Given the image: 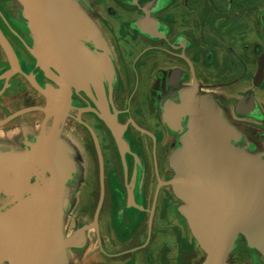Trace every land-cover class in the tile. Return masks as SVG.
<instances>
[{"label":"flooded vegetation","instance_id":"obj_1","mask_svg":"<svg viewBox=\"0 0 264 264\" xmlns=\"http://www.w3.org/2000/svg\"><path fill=\"white\" fill-rule=\"evenodd\" d=\"M17 1L0 0L19 63L0 79V123L33 110L0 126V184L15 177L9 194L25 202L56 176L70 188L60 204L65 264H206L189 216L201 188L171 182L207 113L217 153L264 162V0H69L85 15L64 18L69 67ZM13 68L0 45V76ZM20 205L0 210V264L14 263Z\"/></svg>","mask_w":264,"mask_h":264},{"label":"water","instance_id":"obj_2","mask_svg":"<svg viewBox=\"0 0 264 264\" xmlns=\"http://www.w3.org/2000/svg\"><path fill=\"white\" fill-rule=\"evenodd\" d=\"M37 1L40 0H35L34 4L41 7ZM41 8L33 11L45 23L37 34L43 38L46 47L69 67L74 63L75 49L66 32V15H62L59 7ZM0 45L14 67L0 76V79H5L17 70L19 63L1 29ZM32 52L38 55L34 50ZM35 85L50 99L63 103ZM30 110L33 109L18 114ZM44 110L55 112L51 108ZM18 114L1 122L0 126ZM216 124V119L209 113L202 117L193 145L179 158L183 176L171 183L174 186L201 188L189 197L193 234L202 247L210 251L206 264H227V257L241 232L247 236L249 246L258 248L264 255V162L238 152L217 153ZM52 156L51 152L43 153L46 159ZM36 157V161L50 171L42 155L37 154ZM56 177L57 180L31 200L25 202L19 198L21 213L11 227L12 238H9L13 264L66 263L60 231L64 181Z\"/></svg>","mask_w":264,"mask_h":264},{"label":"rangeland","instance_id":"obj_3","mask_svg":"<svg viewBox=\"0 0 264 264\" xmlns=\"http://www.w3.org/2000/svg\"><path fill=\"white\" fill-rule=\"evenodd\" d=\"M21 1V2H20ZM15 3V6H18L22 10V14L24 16H27L30 18V21L32 22L34 19V9H32L34 6L35 0H20ZM77 2V0H75ZM78 3V2H77ZM32 7V8H31ZM81 9L79 6H76L75 9L64 11L65 14H67L66 18L69 20V22H74L76 20H81V16H85L83 13H81ZM70 15L69 14H72ZM86 20H84L85 22ZM77 22V21H76ZM51 121H49L50 123ZM4 130L3 128L0 129V132ZM15 179V177H11L10 180L6 181L4 184H0V210L4 212L6 209L12 208L19 204L20 200H16L17 198L9 194V182ZM70 188L66 187L63 190L64 199L62 201L69 202L71 198V192ZM29 194V193H28ZM199 247L205 252V255L207 257V260L210 255V251L205 250V248L202 247V245L198 242ZM255 251V252H254ZM227 264H264V258L262 256V253L260 254L257 250L254 248H250L247 240L242 242L241 240L238 241V243L234 246L233 250L230 252V254L227 257Z\"/></svg>","mask_w":264,"mask_h":264},{"label":"bare ground","instance_id":"obj_4","mask_svg":"<svg viewBox=\"0 0 264 264\" xmlns=\"http://www.w3.org/2000/svg\"><path fill=\"white\" fill-rule=\"evenodd\" d=\"M39 2V5L43 8H46V9H51L52 7L55 8V7H59L61 8L62 10H71L73 9V4L69 1V0H54V1H47V0H40V1H37V3ZM52 184V180H50L48 182V185L50 186ZM64 188V186H63ZM62 188V189H63ZM22 198V196L20 197V199ZM19 200V199H18ZM17 200V201H18Z\"/></svg>","mask_w":264,"mask_h":264}]
</instances>
